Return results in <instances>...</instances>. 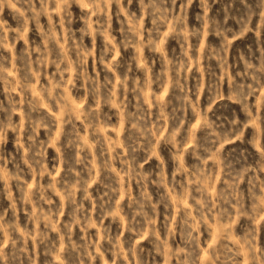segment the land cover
Masks as SVG:
<instances>
[{"label":"rangeland","instance_id":"obj_1","mask_svg":"<svg viewBox=\"0 0 264 264\" xmlns=\"http://www.w3.org/2000/svg\"><path fill=\"white\" fill-rule=\"evenodd\" d=\"M254 8L0 0V264H264Z\"/></svg>","mask_w":264,"mask_h":264},{"label":"clouds","instance_id":"obj_2","mask_svg":"<svg viewBox=\"0 0 264 264\" xmlns=\"http://www.w3.org/2000/svg\"><path fill=\"white\" fill-rule=\"evenodd\" d=\"M190 2L191 0H189V3ZM253 17H257L260 20V24L257 25L255 28H252L251 31L255 32L257 42H260L262 45H264V42H262L264 41V39L261 38V31H264V0H258V8L251 9L248 12L245 23H251ZM259 52L261 58L264 59V46L260 47Z\"/></svg>","mask_w":264,"mask_h":264}]
</instances>
